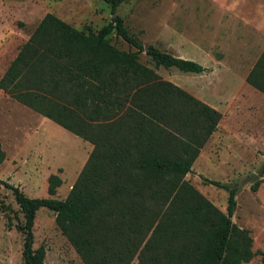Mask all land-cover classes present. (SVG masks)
Wrapping results in <instances>:
<instances>
[{"label":"trees","instance_id":"16d2710c","mask_svg":"<svg viewBox=\"0 0 264 264\" xmlns=\"http://www.w3.org/2000/svg\"><path fill=\"white\" fill-rule=\"evenodd\" d=\"M102 1L111 16L95 31L45 13L0 76V89L11 98L92 144L63 199L52 197L61 183L54 173L47 177V197H28L2 181L21 214L14 224L7 217L6 226L21 234L22 263L46 264L43 245H32L40 207L53 212L83 264L247 262L254 254L249 231L230 220L235 186L202 177L227 190L222 212L184 180L220 115L155 72L160 66L197 74L207 68L144 47L114 12L125 0ZM111 32L128 49L112 43ZM245 82L264 95V48ZM4 157L0 147V163Z\"/></svg>","mask_w":264,"mask_h":264},{"label":"rangeland","instance_id":"374dc122","mask_svg":"<svg viewBox=\"0 0 264 264\" xmlns=\"http://www.w3.org/2000/svg\"><path fill=\"white\" fill-rule=\"evenodd\" d=\"M47 12L77 29L93 31L111 16L102 0H0V76ZM114 12L144 47L153 45L207 68L198 74L175 67L155 69L161 79L220 115L184 180L222 212L227 190L205 184L202 177L235 186L230 220L249 231L254 252L241 264H264V172L259 173L264 162V95L244 81L264 48V0H125ZM109 37L117 47L128 49L113 32ZM138 57L152 66L144 52ZM21 107L0 90V147L5 154L0 203L6 206L0 211V264H23L21 234L6 226L7 217L14 224L21 214L2 181L28 197H47V177L54 173L61 183L52 197L63 199L90 152V143L67 130L47 133L36 126V133L26 128ZM32 233L33 247H44L46 264H83L55 225L52 211L36 210Z\"/></svg>","mask_w":264,"mask_h":264},{"label":"crops","instance_id":"0c3cea01","mask_svg":"<svg viewBox=\"0 0 264 264\" xmlns=\"http://www.w3.org/2000/svg\"><path fill=\"white\" fill-rule=\"evenodd\" d=\"M262 49H263V47H262ZM249 69L247 70V72L249 71ZM247 72H246V74H247ZM246 74H245V76H246ZM244 81H245V77H244ZM247 85H249V84H247ZM0 90L2 92H4L2 89H0ZM14 101L18 102L19 104H21L23 106V107H21L22 108L21 110L18 109L20 112H26V116L22 119L26 128L32 127L33 131L36 132V133L38 132V128L37 127H42L43 130L46 129L47 133L49 132L50 129H53L54 131H57V132H61V131L66 130L62 126L58 125L57 123L53 122L52 120H50V119H48V118H46L44 116H42L41 114H39L35 110L31 109L30 107L24 105L23 103L15 100V99H14ZM43 118H45L46 120H49V121H47V123H46L43 120ZM90 144L87 145L88 146L87 148H89L91 150L92 144L91 145Z\"/></svg>","mask_w":264,"mask_h":264}]
</instances>
